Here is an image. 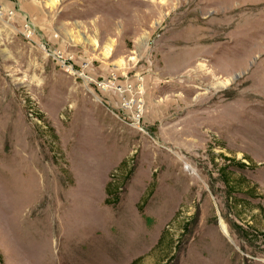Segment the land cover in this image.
Returning <instances> with one entry per match:
<instances>
[{
  "label": "rangeland",
  "instance_id": "1",
  "mask_svg": "<svg viewBox=\"0 0 264 264\" xmlns=\"http://www.w3.org/2000/svg\"><path fill=\"white\" fill-rule=\"evenodd\" d=\"M5 4L0 264H264V0Z\"/></svg>",
  "mask_w": 264,
  "mask_h": 264
},
{
  "label": "built area",
  "instance_id": "2",
  "mask_svg": "<svg viewBox=\"0 0 264 264\" xmlns=\"http://www.w3.org/2000/svg\"><path fill=\"white\" fill-rule=\"evenodd\" d=\"M16 12L15 7L12 6H8L7 4H5V0H0V17H12L14 15V13ZM21 21H20V26H21V31H22V35H24V37L26 38H30L31 36H33L34 33V26L32 24V22L29 20V18H27V16L22 13L21 15ZM44 45H42L43 47ZM45 49V47H43ZM55 58L57 59V63L59 64V66L61 68H63L65 71H67L68 73H71V66L68 63V59H66L65 56H63L60 53H57L54 55ZM80 75L82 77H85V80L89 79L88 76L83 75L82 73H80ZM125 76V74L123 75ZM141 80H142V76L139 73H134L133 77H132V81H128L125 85H126V90H130L131 88L133 89V94L129 97V99H127L128 102H126L129 106V109H131V113H132V117L133 120L138 121L141 113V98L139 96L140 93V89H141ZM111 81H108L107 83H109ZM133 82V83H132ZM98 86H100L101 84H103L101 81L97 82ZM135 87V88H134ZM131 104V105H130ZM137 123V122H136ZM130 124V123H129ZM137 127V126H135Z\"/></svg>",
  "mask_w": 264,
  "mask_h": 264
},
{
  "label": "trees",
  "instance_id": "3",
  "mask_svg": "<svg viewBox=\"0 0 264 264\" xmlns=\"http://www.w3.org/2000/svg\"><path fill=\"white\" fill-rule=\"evenodd\" d=\"M222 162L219 164L217 170H218V176L222 182V184L224 185L225 188V192H227V199H229V201L231 202V200L233 199L232 195H234V190H233V182H231L232 179L229 178V175L226 173V171H228V169L231 168H246L247 165L245 163H243L240 160H236V159H231L228 158L226 156H222L220 157ZM120 183V180L118 179L117 182H112L109 181V183L106 184V194L108 196V198H112V200L115 202L117 201V192L118 191V184ZM248 191L250 192L251 189ZM238 230L241 231V233L245 234V231H242L241 228H239ZM257 235L258 238H261V240L264 241V230H260L257 231L255 233ZM159 239V238H158ZM137 259H133L132 261H130V263L128 264H133L134 262H136ZM0 262H1V257H0Z\"/></svg>",
  "mask_w": 264,
  "mask_h": 264
}]
</instances>
